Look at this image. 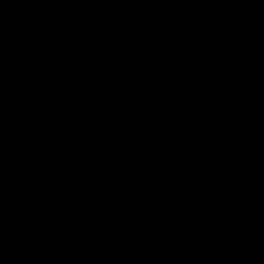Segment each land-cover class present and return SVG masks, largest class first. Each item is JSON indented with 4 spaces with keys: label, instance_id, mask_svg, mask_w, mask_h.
Instances as JSON below:
<instances>
[{
    "label": "water",
    "instance_id": "95a60500",
    "mask_svg": "<svg viewBox=\"0 0 264 264\" xmlns=\"http://www.w3.org/2000/svg\"><path fill=\"white\" fill-rule=\"evenodd\" d=\"M0 264H264V0H0Z\"/></svg>",
    "mask_w": 264,
    "mask_h": 264
}]
</instances>
